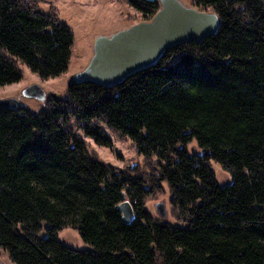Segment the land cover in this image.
<instances>
[{"label":"trees","instance_id":"obj_1","mask_svg":"<svg viewBox=\"0 0 264 264\" xmlns=\"http://www.w3.org/2000/svg\"><path fill=\"white\" fill-rule=\"evenodd\" d=\"M45 1L0 0V89L23 80L22 65L44 80L68 72L75 37ZM128 3L145 21L160 9ZM195 6L220 18L203 42L114 87L72 83L39 111L0 109V249L13 263L264 264V0ZM72 124L101 147L134 144L152 173L106 164ZM164 185L175 222L145 210ZM68 227L89 249L61 241Z\"/></svg>","mask_w":264,"mask_h":264},{"label":"rangeland","instance_id":"obj_2","mask_svg":"<svg viewBox=\"0 0 264 264\" xmlns=\"http://www.w3.org/2000/svg\"><path fill=\"white\" fill-rule=\"evenodd\" d=\"M188 7H195L196 0H180ZM159 4V1H156ZM198 9V8H197ZM40 11L45 14H57L59 20L71 29L74 34L75 42L73 46V55L68 72L57 78L47 80L41 79L26 66H21L23 71V80L18 84L4 87L0 89V99L15 97L20 98L21 102L31 111H39L44 107L51 95L60 98H66L68 88L73 83L75 74L81 72L89 64L94 55V42L100 35L110 36L120 30L127 29L139 22L145 21V17L134 9L128 0H46L40 4ZM212 12V11H208ZM178 60L175 56L170 63ZM39 84L45 90L47 97L40 101L33 98H24L23 92L26 87L31 84ZM76 134L81 136L90 146V151L96 154L106 164L126 171L132 176L143 175L144 172L150 174V170L146 168L144 157L139 156L134 144L130 142H122L114 136L113 146L110 148L101 147L88 138L83 131L79 130L72 124ZM194 151H199L192 145ZM134 167V168H133ZM212 167L216 173V177L220 184L225 185L230 182L231 177L222 168L212 162ZM136 170L132 173L128 170ZM163 193L149 198L145 210L155 218H160L156 212V205L160 202L166 203L168 212L167 221L175 222L171 213L172 205L170 203V190L167 185ZM127 201L131 202L129 199ZM161 219V218H160ZM60 239L69 247L74 249H89V247L81 241L76 228L68 227L60 232ZM0 264H15L8 255L0 249Z\"/></svg>","mask_w":264,"mask_h":264},{"label":"water","instance_id":"obj_3","mask_svg":"<svg viewBox=\"0 0 264 264\" xmlns=\"http://www.w3.org/2000/svg\"><path fill=\"white\" fill-rule=\"evenodd\" d=\"M145 1H159L160 9L152 20L139 22L110 36H98L94 55L85 69L74 75L73 83L117 86L132 75L155 66L167 50L188 42L201 43L214 36L220 27V18L215 12L188 7L180 0ZM22 96L43 101L47 94L35 83L26 87ZM22 104L18 97L0 99V109L15 110ZM118 210L126 224L135 220L131 202L123 201ZM156 212L161 219H167L166 203H158Z\"/></svg>","mask_w":264,"mask_h":264}]
</instances>
